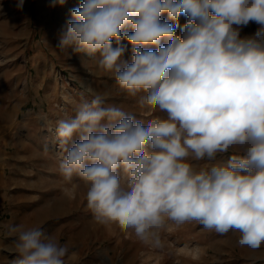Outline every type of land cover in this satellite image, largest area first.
Instances as JSON below:
<instances>
[{
	"label": "clouds",
	"instance_id": "9594fccd",
	"mask_svg": "<svg viewBox=\"0 0 264 264\" xmlns=\"http://www.w3.org/2000/svg\"><path fill=\"white\" fill-rule=\"evenodd\" d=\"M70 16L58 48L92 57L141 113L92 93L56 121L59 171L86 185L94 222L159 247L171 224L196 221L261 248L264 0H80ZM7 230L13 264H66L67 245L40 225Z\"/></svg>",
	"mask_w": 264,
	"mask_h": 264
},
{
	"label": "rangeland",
	"instance_id": "374dc122",
	"mask_svg": "<svg viewBox=\"0 0 264 264\" xmlns=\"http://www.w3.org/2000/svg\"><path fill=\"white\" fill-rule=\"evenodd\" d=\"M16 3L0 0V264L18 258L9 224L40 225L67 245L66 264H264V245L241 247L234 230L220 235L196 221L171 224L161 234V246L153 247L94 222L86 185L76 176L66 182L59 171L56 121L74 118L76 106L91 101L92 93L105 94L106 104L139 117L137 98L122 92L92 57L58 48L80 0L63 5L24 0L22 9ZM258 27L250 23L241 36ZM130 56L128 45L124 58Z\"/></svg>",
	"mask_w": 264,
	"mask_h": 264
}]
</instances>
